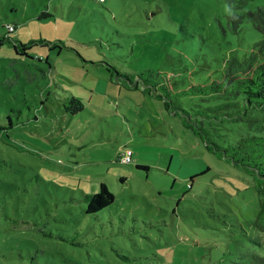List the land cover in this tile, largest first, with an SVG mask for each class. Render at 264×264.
I'll return each mask as SVG.
<instances>
[{
	"label": "rangeland",
	"instance_id": "rangeland-1",
	"mask_svg": "<svg viewBox=\"0 0 264 264\" xmlns=\"http://www.w3.org/2000/svg\"><path fill=\"white\" fill-rule=\"evenodd\" d=\"M258 6L264 0H0V34L13 24L18 40L65 45L36 46L41 62L0 47V264H234L264 254L252 240L264 243L253 177L140 88L180 92L176 107L196 102L194 85L257 49L263 33L247 15L233 30L232 18ZM71 95L84 102L76 113ZM125 148L131 163L118 158ZM101 182L114 200L88 213L85 196Z\"/></svg>",
	"mask_w": 264,
	"mask_h": 264
},
{
	"label": "trees",
	"instance_id": "trees-1",
	"mask_svg": "<svg viewBox=\"0 0 264 264\" xmlns=\"http://www.w3.org/2000/svg\"><path fill=\"white\" fill-rule=\"evenodd\" d=\"M227 1L237 7H244L251 0ZM50 15L48 11H41L37 17ZM245 15L253 22L254 27L263 33L262 38L255 44L257 49L243 58L234 56L229 59L221 79L194 85L191 92L202 93L196 102L188 106L179 104L176 107L173 98L180 92L174 94L168 90L161 92L155 84L148 82L140 84V88L148 92L155 90V96L163 102L165 109L179 115L182 124L202 141L208 151L224 158L253 177L255 188L260 196L255 225L264 233V129L257 125L261 121L264 126V6L236 14L232 18L233 30L238 28L239 21ZM11 31L0 34V47L11 46L20 59L24 57V60L41 62L44 57L36 54L34 50L38 45L57 50V53L65 47L60 39L47 40L40 37L21 41L12 37ZM261 52L263 56L260 58ZM45 62L51 64L48 57ZM107 69L111 77L115 73L117 76H124L130 83H134L133 78L121 73L116 67L107 64ZM135 83L139 86V81ZM66 108L76 113L84 108V102L71 95ZM120 153L118 158H120ZM114 197V193L109 190L107 184L101 182L98 191L85 196L88 202L86 211L88 213L97 212L109 205ZM252 240L256 244L264 245L258 239L253 238ZM234 264H264V254L248 252Z\"/></svg>",
	"mask_w": 264,
	"mask_h": 264
},
{
	"label": "built area",
	"instance_id": "built-area-1",
	"mask_svg": "<svg viewBox=\"0 0 264 264\" xmlns=\"http://www.w3.org/2000/svg\"><path fill=\"white\" fill-rule=\"evenodd\" d=\"M103 1V0H100ZM15 26L13 24H9V30H13ZM122 162L129 163L133 161V150L132 148H125L123 152L120 153V158Z\"/></svg>",
	"mask_w": 264,
	"mask_h": 264
},
{
	"label": "crops",
	"instance_id": "crops-1",
	"mask_svg": "<svg viewBox=\"0 0 264 264\" xmlns=\"http://www.w3.org/2000/svg\"><path fill=\"white\" fill-rule=\"evenodd\" d=\"M103 1H105V0H103ZM102 2V1H101ZM133 154H134V151H133ZM122 163H125V162H122ZM129 163H131V162H129Z\"/></svg>",
	"mask_w": 264,
	"mask_h": 264
}]
</instances>
